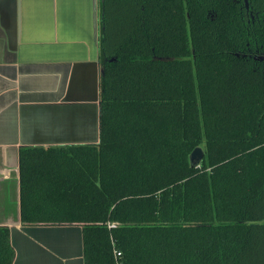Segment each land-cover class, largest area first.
Wrapping results in <instances>:
<instances>
[{"label": "trees", "instance_id": "1", "mask_svg": "<svg viewBox=\"0 0 264 264\" xmlns=\"http://www.w3.org/2000/svg\"><path fill=\"white\" fill-rule=\"evenodd\" d=\"M246 5L101 0L99 142L20 149L21 221L80 225L85 264H264V0Z\"/></svg>", "mask_w": 264, "mask_h": 264}, {"label": "crops", "instance_id": "2", "mask_svg": "<svg viewBox=\"0 0 264 264\" xmlns=\"http://www.w3.org/2000/svg\"><path fill=\"white\" fill-rule=\"evenodd\" d=\"M101 0H0V227L14 264H85L82 227L20 217L19 152L97 144Z\"/></svg>", "mask_w": 264, "mask_h": 264}, {"label": "water", "instance_id": "3", "mask_svg": "<svg viewBox=\"0 0 264 264\" xmlns=\"http://www.w3.org/2000/svg\"><path fill=\"white\" fill-rule=\"evenodd\" d=\"M204 150L201 147L196 148L190 155V163L192 168H198L204 158Z\"/></svg>", "mask_w": 264, "mask_h": 264}, {"label": "flooded vegetation", "instance_id": "4", "mask_svg": "<svg viewBox=\"0 0 264 264\" xmlns=\"http://www.w3.org/2000/svg\"><path fill=\"white\" fill-rule=\"evenodd\" d=\"M245 2H246V1H245ZM246 8H247V9L249 8L248 0H247ZM256 59H259L260 61H263V60H264V56H260L259 58H256Z\"/></svg>", "mask_w": 264, "mask_h": 264}, {"label": "built area", "instance_id": "5", "mask_svg": "<svg viewBox=\"0 0 264 264\" xmlns=\"http://www.w3.org/2000/svg\"><path fill=\"white\" fill-rule=\"evenodd\" d=\"M115 255H116V258H119L121 256V253L116 252Z\"/></svg>", "mask_w": 264, "mask_h": 264}]
</instances>
